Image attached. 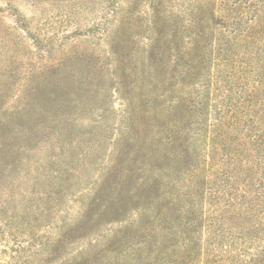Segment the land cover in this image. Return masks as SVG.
I'll use <instances>...</instances> for the list:
<instances>
[{
    "label": "rangeland",
    "instance_id": "374dc122",
    "mask_svg": "<svg viewBox=\"0 0 264 264\" xmlns=\"http://www.w3.org/2000/svg\"><path fill=\"white\" fill-rule=\"evenodd\" d=\"M108 1L110 0H12L30 21L32 28H36L43 36L50 37V41L54 42V49L46 51L47 47L43 50H29L32 42L27 38L25 41L28 47L23 49L22 39L16 38L17 43L14 42L12 48L19 52L14 56L0 54L3 66L9 64L0 68V72L10 75L4 79L0 76V88L4 82L5 88H12L7 96L0 98V118L4 116L8 121L11 119V122L0 119L4 123V130L0 129V264L32 263L8 258L11 254L9 246L14 245L6 241L10 232L16 234L19 240H27L30 234H34L39 241L62 231L64 233L68 230L66 226L75 228L76 224H71L72 221L77 219L78 222L80 219L82 207L93 196L92 188L97 185L99 174L116 154L117 158L118 153L119 157L125 156L123 166L134 169V176L151 173L150 170L144 171L152 167L151 162L147 163L142 158L135 162L129 159L140 146V142L131 140L136 139L138 132L141 138L143 134L152 132L150 136L158 139L159 129L162 128L160 122L169 123L167 128H170L182 120H192L196 116L192 109L195 102L200 101L208 106L201 117L206 126L212 124L216 117H219L217 120L235 122L223 131L226 134L224 136L231 137V134L239 131L242 132L240 138L246 133L253 134L256 124L264 119V34L261 31L263 29L256 27L250 29L251 36L247 37L250 43L240 44L237 40L224 41V36L228 37L230 34L229 30L211 20H205L207 29L203 32V38L208 37L211 51L208 48L207 52L197 51L198 56L194 55L195 62L198 63L202 53L206 54L200 60V67L203 68L183 70L179 74L177 72L181 68L175 69L174 62L171 65L163 59L155 71L146 66L143 75L140 74L137 79V74L131 68L135 58L144 54L139 46L142 47L143 36L148 33L144 26L140 29L138 21L131 23L132 26L127 22L125 28L129 30L126 34L129 47L124 45L122 56L108 54L109 71H116L117 76H111L109 72L104 76L99 75L95 84L87 88L83 77L89 66L81 65L74 57H103L110 50L109 42L112 37L123 33L118 27L115 31L113 29V21L118 18L119 8L117 11L109 8L105 10L104 5L107 6ZM4 2L0 0V5L4 6ZM175 2L181 3V11H185L186 18H194L192 2ZM128 8L126 3L124 9L120 10L121 13L128 14ZM142 8L146 9L144 4ZM137 10H141V7ZM190 12L191 15L188 14ZM241 12L242 6L237 4L231 10L216 13L227 22L241 17ZM6 16L5 21L11 24L10 17ZM253 22L254 20L251 21ZM103 27H108V31ZM174 33L179 36L173 35L172 40L174 38L176 42L184 44L190 38L187 35L193 36L197 41L202 39L187 31ZM215 38L220 45L213 44ZM221 39L223 40L220 41ZM58 41L62 43L59 44ZM63 42L72 50L66 54L72 61L71 69L76 67L71 72L74 75L63 83L67 87L57 81L58 86L64 89L62 98L63 105L67 104L65 112L59 109L62 115L53 113L56 117L50 113L42 127L24 133L19 126L13 124L12 120L16 121V118H11L12 114L21 110L23 100L16 89L26 86L23 72L27 71L33 77L38 73L47 76L51 67L46 66L45 59L51 61L61 58L60 49L67 50ZM131 46L135 49L131 53H125L124 49ZM122 66L124 70H120ZM80 69H83L81 76L77 72ZM258 78L261 80V87L255 94L252 86ZM28 83L34 85L35 82ZM207 135L201 133V136H195L193 148L201 154V158L206 154L214 155V150L215 158H222L227 150H222L217 144L220 141L213 143L212 135ZM128 140L131 141L128 143ZM132 202L134 201L127 203V214L131 221L136 220L138 215V211L132 209ZM122 224H96V230L99 228L100 234L107 235L110 228H118ZM81 232L75 231L67 235L66 240H71V236L77 239L65 242L60 247V252H64L61 258L48 264H62L71 259V255L76 256L82 250L87 253L85 258L90 264L129 263L124 253H107L105 257H97L96 251H99L100 246L92 247V239L96 235L91 232L82 239L79 238ZM98 238L100 242L103 241Z\"/></svg>",
    "mask_w": 264,
    "mask_h": 264
},
{
    "label": "trees",
    "instance_id": "16d2710c",
    "mask_svg": "<svg viewBox=\"0 0 264 264\" xmlns=\"http://www.w3.org/2000/svg\"><path fill=\"white\" fill-rule=\"evenodd\" d=\"M4 1L5 5H0V54L14 56L18 51L12 48V44L17 43L16 38L22 39L23 49L28 47L26 38L32 42L29 44V50H43L47 47L46 51L54 49V42L50 41V37L43 36L36 28H32L30 21L12 0ZM186 1L192 2L194 18H186L185 11H181V3L175 0L108 1L107 6L104 5L105 10L109 8L111 11H117L119 8L118 18L113 21V29L115 31L118 27L123 33L112 37L109 42L110 50L103 57H74L81 65L89 66L83 77L87 88L95 84L99 75L104 76L109 72L114 76L117 73L109 71L108 54L122 56L124 45L129 47L126 36L129 30L125 28L127 22L131 25L138 21L140 29L144 26L148 33L143 36L142 47L139 46L144 54L135 58L131 68V71L137 74V79L140 74L143 75L146 66L155 71L163 59L171 65L174 62L175 69L181 68L182 70L177 72L179 74L183 70L203 68L200 67V60H203L206 54L202 53L198 63L195 62L194 55L198 56L197 51L207 52L211 46L208 37L203 38V32L207 29L205 20H211L229 30L230 34L228 37L224 36V41L237 40L240 44H249L247 37L251 36L250 29L254 27L263 29L261 31L264 34V0ZM126 3L129 7L128 14H123L120 10L124 9ZM143 4L146 9L142 8ZM237 4L243 9L239 18L224 22L216 13L231 10ZM140 7L141 10L138 11ZM3 13L10 17L11 24L5 21L7 16ZM188 14L191 15V12ZM176 22L177 24H174ZM105 30L108 31V27ZM180 30L199 35L202 39L197 41L193 36L187 35L190 37L187 44L176 42L174 38L172 40V36L177 35L174 31ZM63 44L67 50L60 49L61 58L51 61L45 59L46 66L51 67L47 76L38 73L33 77L29 72H23L26 86L16 89L21 93L23 100L21 110L12 114L11 118H16V121L12 120L13 124L19 126L24 133L42 127L50 113L56 117L53 113L62 115L59 109L65 112L67 104L63 105L62 94L63 87L67 86L63 83L74 75L71 72L76 67L71 69L72 61L66 54L72 50L64 42ZM213 44L220 45L216 38ZM134 49L135 47L131 46L124 50L125 53H131ZM78 54L81 55L79 52ZM0 63L1 69L9 65L3 66L2 61ZM123 67L120 70H124ZM77 72L81 76L83 69ZM0 76L4 79L6 74L0 72ZM8 76L10 75L7 74L6 77ZM33 81L34 85H29L28 82ZM57 81L62 82L63 87H59ZM78 82L80 84V79ZM260 87L261 80L258 78L252 86L255 94ZM10 91L12 88H5L4 82L0 88V98L7 96ZM193 108L196 116L192 120H182L170 128H167L169 123L160 122L162 128L159 129L158 139L150 136L152 132L143 134L142 138L138 132L136 139H131L140 142V146L129 159L135 162L142 158L147 163L151 162L152 167L144 170H150L151 173L146 176H134V169L123 166L125 156L119 157L118 153L117 158L116 154L99 174L97 185L92 188L93 196L82 207L80 219L78 222L77 219L72 221L71 224H76L75 228L66 226L68 230L64 233L62 231L39 241L34 234L29 235L30 240H19L16 234L10 232L6 241L14 245L9 246L11 254L8 258L25 263L32 262L31 264L51 263L61 258L64 252H60V247L65 242L77 239L71 236V240H66L67 235L82 231L79 236L82 239L91 232L96 235L92 239V247L100 246L99 251H96L97 257H105L107 253H124L129 259L128 264H264V119L256 124L253 134L246 133L240 138L242 132L239 131L229 137L224 136L226 134L223 131L235 122L217 120L219 117H216L212 124L206 126L201 117L208 106L200 101L195 102ZM5 118L7 119L3 116L0 119L6 120ZM1 120L0 129L4 130ZM8 122H11V119ZM133 123L134 121L131 125ZM201 133L212 135L213 143L220 141L217 144L222 150H227L222 158H215V150L214 155L206 154L201 158V154L193 148L195 136H201ZM141 149L143 151H140ZM173 164L175 166L172 167ZM129 201H134L132 209L138 211L137 219L133 221L129 220L127 214ZM107 223L125 224L110 228L107 235L100 234L101 230H96L97 225ZM98 237L103 241L100 242ZM86 254L85 250H82L76 256L71 255V259L62 264H90L85 258Z\"/></svg>",
    "mask_w": 264,
    "mask_h": 264
}]
</instances>
